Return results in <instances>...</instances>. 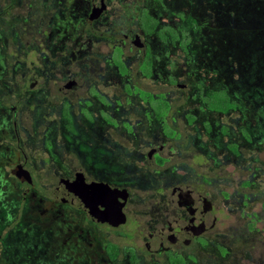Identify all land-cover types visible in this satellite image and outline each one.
I'll return each instance as SVG.
<instances>
[{"label": "flooded vegetation", "instance_id": "flooded-vegetation-1", "mask_svg": "<svg viewBox=\"0 0 264 264\" xmlns=\"http://www.w3.org/2000/svg\"><path fill=\"white\" fill-rule=\"evenodd\" d=\"M237 7L0 0V260L264 264V29L239 54Z\"/></svg>", "mask_w": 264, "mask_h": 264}, {"label": "trees", "instance_id": "trees-1", "mask_svg": "<svg viewBox=\"0 0 264 264\" xmlns=\"http://www.w3.org/2000/svg\"><path fill=\"white\" fill-rule=\"evenodd\" d=\"M213 1V0H211ZM222 5L229 6H238L236 9L231 10L227 14V10H222V21L225 28L234 30L237 37V49L239 54L246 53L250 56V60L254 61L256 58L255 50H249L248 46L253 42L252 38L256 37L255 32L258 31L261 35V30L264 29V0L254 1L249 0H220ZM254 3H251L253 2ZM232 13H234L232 15ZM229 36V35H227ZM246 48L248 52H246ZM240 60V57H239Z\"/></svg>", "mask_w": 264, "mask_h": 264}, {"label": "rangeland", "instance_id": "rangeland-1", "mask_svg": "<svg viewBox=\"0 0 264 264\" xmlns=\"http://www.w3.org/2000/svg\"><path fill=\"white\" fill-rule=\"evenodd\" d=\"M246 52H248L247 48H246ZM1 224H4V221ZM6 233H7V228L5 226L4 227H0V237H1L2 234L5 235ZM12 249H13V246H12ZM43 255H44V253H43ZM47 255L48 254H46V256ZM7 256H5L6 258L0 260V264H25L26 263L25 260L23 261L22 259H20L17 262L16 260L13 259L14 258L13 256L9 257V259H8ZM31 261H32V264H34L35 262H39V259H37V256H36L35 258H32Z\"/></svg>", "mask_w": 264, "mask_h": 264}]
</instances>
